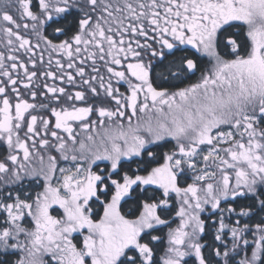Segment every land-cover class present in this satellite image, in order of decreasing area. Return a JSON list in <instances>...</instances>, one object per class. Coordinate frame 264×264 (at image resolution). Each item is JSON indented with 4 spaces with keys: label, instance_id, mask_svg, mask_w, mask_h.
<instances>
[{
    "label": "snow or ice",
    "instance_id": "6c2138e0",
    "mask_svg": "<svg viewBox=\"0 0 264 264\" xmlns=\"http://www.w3.org/2000/svg\"><path fill=\"white\" fill-rule=\"evenodd\" d=\"M0 33V264H264V0H0Z\"/></svg>",
    "mask_w": 264,
    "mask_h": 264
},
{
    "label": "flooded vegetation",
    "instance_id": "af4514ba",
    "mask_svg": "<svg viewBox=\"0 0 264 264\" xmlns=\"http://www.w3.org/2000/svg\"><path fill=\"white\" fill-rule=\"evenodd\" d=\"M51 32V29H48V33H50ZM22 34H24V35H26L28 38H30L31 40H32V43H33V45H35L37 42H39L40 43V45H41V48L40 49H35V51L37 52V53H39L41 50H43L44 49V43H43V41L42 40H37V38L35 37V35H31L30 33H27V32H25V33H22ZM47 34V33H46ZM49 38H51V36H49ZM4 44H5V39H4V37H3V34L2 33H0V52H5L6 54H11V53H9L8 52V50L5 48V46H4ZM17 55H19L20 57H21V59H24V53H23V50H21V52H19V53H16ZM56 59H61V62L63 63V62H65L66 61V57H63V58H61L60 56H58V55H54L53 56V61H55ZM44 60H45V62L48 60V53H47V51H45L44 52ZM7 63H10V62H7ZM44 67H47V65H46V63L44 64V65H38V68H44ZM29 68H30V70H31V65H29ZM49 70H52V71H58L56 68H55V63H53V65H52V68L51 69H49ZM103 71V70H102ZM196 78H198V77H194L193 78V82L195 81V79ZM0 79H3V77H0ZM44 79H47V78H44ZM40 81L39 80H37V83H39ZM48 82L50 83V84H53V83H55L57 86H65V85H61L60 83H59V81H52V80H48ZM70 87V86H69ZM125 89H126V85H121V91H125ZM70 90L71 91H75V90H78V89H71L70 88ZM21 91L23 92V91H25L23 88H21ZM25 98L27 99L28 97L27 96H25ZM39 100H40V97H39V95H38V97H37V102H39ZM29 102H32L31 100H29ZM78 106H82V105H80L79 104V102H78ZM94 118V117H93ZM78 131V130H77ZM62 134V133H61ZM173 144H174V142H173ZM172 147V144H169L168 146H166L164 149H163V151H165V152H167L170 148ZM0 153H3V149L2 148H0ZM64 163V162H63ZM62 163V164H63ZM62 166V165H61ZM63 166H65V165H63ZM132 167H135V165H132ZM103 168V167H102ZM192 181H191V179H188L187 180V183H191ZM182 186H186V185H182ZM153 187H155V186H153ZM29 191H31L32 189L31 188H29L28 189ZM37 190H39V189H37ZM172 207H174V202H172ZM222 207H224V204H222ZM127 211V210H126ZM126 211H122V212H126ZM203 217V218H202ZM202 219H204L205 220V222H206V229H207V226L209 225V224H212L215 220H216V215L215 214H213V212H209V213H204L203 215H202ZM214 229V231H215V228H213ZM205 235H206V232H205ZM253 239V238H252ZM252 239H250V241H252Z\"/></svg>",
    "mask_w": 264,
    "mask_h": 264
},
{
    "label": "trees",
    "instance_id": "16d2710c",
    "mask_svg": "<svg viewBox=\"0 0 264 264\" xmlns=\"http://www.w3.org/2000/svg\"><path fill=\"white\" fill-rule=\"evenodd\" d=\"M158 195V193H157ZM126 206L127 208L128 207H133V203L130 201L128 205H123L122 203V208ZM171 217H173V213L171 212V214L167 217H164V218H168V219H171ZM210 225L212 224H209L207 226V229H206V235H204V242L205 243H212L213 242V237H212V233L214 232V227H209ZM168 228L166 226H161V231L155 233L157 235H160L162 237V240L161 241H153L152 242V246H154V251L158 253V255L160 257H162V254H163V248L165 247L166 245V235H165V232H167ZM217 245H218V242H216Z\"/></svg>",
    "mask_w": 264,
    "mask_h": 264
},
{
    "label": "rangeland",
    "instance_id": "374dc122",
    "mask_svg": "<svg viewBox=\"0 0 264 264\" xmlns=\"http://www.w3.org/2000/svg\"><path fill=\"white\" fill-rule=\"evenodd\" d=\"M63 163V162H62ZM61 163V165L63 166V165H65L66 166V162H64L63 164ZM108 162H103V163H101V167H104L105 166V164H107ZM179 200H180V198L179 197H176V199H175V201H174V207H173V211H172V213H173V217H171V221H172V223H171V227L172 228H175V227H177L178 226V224H179V222H180V218L178 217V216H176V211L175 210H177L178 209V207H179ZM127 210V207L126 206H124L123 208H122V211H126ZM61 212H62V210H60ZM209 212H212L211 210H210V206H206V211L204 212V213H209ZM204 213H201V217H202V215L204 214ZM54 214H57V213H54ZM203 218V217H202ZM168 231V230H167ZM165 235H166V245H165V247L163 248V254H162V257H163V255H164V250L167 248V232H165ZM248 239H249V241H250V239H252L253 237L252 236H248L247 237ZM219 243V242H218ZM249 255H250V253H249ZM238 259H239V257H238Z\"/></svg>",
    "mask_w": 264,
    "mask_h": 264
}]
</instances>
